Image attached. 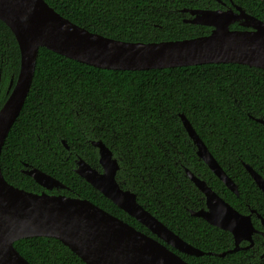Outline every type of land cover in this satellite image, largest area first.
<instances>
[{
	"label": "trees",
	"instance_id": "trees-1",
	"mask_svg": "<svg viewBox=\"0 0 264 264\" xmlns=\"http://www.w3.org/2000/svg\"><path fill=\"white\" fill-rule=\"evenodd\" d=\"M70 21L125 41H161L209 33L210 26L183 21L180 9L216 8V0H45ZM229 3V0H223ZM264 21V0H233ZM238 28L239 26H230ZM20 51L0 20V107L15 81ZM179 113H184L218 164L236 183L229 190L196 154ZM264 68L238 63H205L148 70L90 66L40 47L23 107L0 154L4 178L14 186L43 188L23 172L37 167L64 183L53 190L87 198L136 229L157 238L75 172L80 156L99 168L101 139L118 159L117 181L137 201L188 243L205 252L232 248L231 234L192 216L203 206L201 192L184 167L203 178L241 213L264 217V194L248 174L249 164L264 178ZM63 141L68 148L64 146ZM253 224L260 228L259 219ZM250 250L224 256L177 251L189 264H264L261 237ZM31 264H85L55 238L34 236L14 242Z\"/></svg>",
	"mask_w": 264,
	"mask_h": 264
},
{
	"label": "water",
	"instance_id": "water-1",
	"mask_svg": "<svg viewBox=\"0 0 264 264\" xmlns=\"http://www.w3.org/2000/svg\"><path fill=\"white\" fill-rule=\"evenodd\" d=\"M236 9H187L193 16L187 22L211 26L209 33L143 42L92 32L62 16L45 0H0V20L13 32L20 51L17 77L15 81L10 80L8 96L0 107V154L27 97L40 47L109 70H148L205 63H238L264 68V21L240 6ZM235 21L243 28H230ZM179 117L199 159L229 190L238 194L237 185L218 164L184 113H179ZM257 120L264 122L260 118ZM91 143L97 148L100 170L78 156L75 172L157 238L87 198L50 192L68 187L37 167L25 164L23 172L43 188L40 192L9 183L0 166V264H31L19 253L14 242L34 236L59 240L85 264H189L168 246L194 256L204 253L224 256L238 250L242 240L252 244L256 229L251 214L237 211L205 180L185 167L186 175L205 197V207L190 209V214L230 232L234 246L214 253L188 243L140 204L135 192L119 184L116 178L119 162L110 147L101 139ZM244 167L264 193L261 174L247 163ZM262 222L264 224L263 219Z\"/></svg>",
	"mask_w": 264,
	"mask_h": 264
},
{
	"label": "flooded vegetation",
	"instance_id": "flooded-vegetation-1",
	"mask_svg": "<svg viewBox=\"0 0 264 264\" xmlns=\"http://www.w3.org/2000/svg\"><path fill=\"white\" fill-rule=\"evenodd\" d=\"M216 1H218L221 5L220 6H218V7H216V8H206V9H226V8H232L233 10H237L236 9V7L237 6H240V7H242L241 5H239L238 3H236V2H234L233 0H229V3H226V2H224L223 0H216ZM243 8V7H242ZM187 9H200V8H186V7H184V8H182V9H180V14L183 16V21H185V22H187V19H189V18H193V16L187 11ZM244 9V8H243ZM188 23H190V22H188ZM191 24H194V23H191ZM195 25H200V24H195ZM235 25H237V26H239L238 28H236V29H242L243 27L241 26V25H239V22L238 21H235L233 24H231L230 26H235ZM204 26H207V25H204ZM210 28H211V26H210ZM231 28V27H230ZM211 30V29H210ZM188 135V134H187ZM189 137V136H188ZM190 138V137H189ZM94 140H97V139H94ZM91 142H92V140H91ZM92 144V143H91ZM195 146V145H194ZM95 147V146H94ZM195 150H196V148H195ZM115 157V156H114ZM185 168V167H184ZM99 170H100V166H99V168H98ZM118 171V170H117ZM247 171V170H246ZM249 174V173H248ZM250 175V174H249ZM197 176V175H196ZM188 177V176H187ZM199 177V176H198ZM200 179H203V178H201V177H199ZM231 178V177H230ZM252 178V177H251ZM232 179V178H231ZM203 180H205V179H203ZM191 181V180H190ZM206 181V180H205ZM254 181V180H253ZM192 182V181H191ZM193 183V182H192ZM235 183V182H234ZM194 184V183H193ZM208 184V183H207ZM236 184V183H235ZM209 185V184H208ZM225 185V184H224ZM210 186V185H209ZM226 186V185H225ZM196 187V186H195ZM227 187V186H226ZM197 188V187H196ZM212 188V187H211ZM228 188V187H227ZM198 189V188H197ZM199 190V189H198ZM215 190V189H214ZM237 190H238V188H237ZM200 191V190H199ZM216 191V190H215ZM201 192V191H200ZM217 192V191H216ZM262 192V191H261ZM218 193V192H217ZM234 193V192H233ZM263 193V192H262ZM201 194H202V198H203V202H204V204H203V206H201L200 208H204L205 207V197H204V195H203V193L201 192ZM219 194V193H218ZM264 194V193H263ZM236 195H238V194H236ZM222 197V196H221ZM223 198V197H222ZM224 199V198H223ZM225 200V199H224ZM226 201V200H225ZM200 208H198V209H200ZM193 210H196V209H193ZM189 213H190V209H189ZM241 213V212H240ZM251 214V221H252V224H253V216L254 217H256V218H258L259 219V223H260V228H256L255 226H254V224H253V226H254V228L256 229V231H254L253 232V234H252V244L251 245H249L250 244V242L248 241V240H242V241H240V243H239V249L238 250H250V249H252L253 247H254V244H255V240H254V238H256V236H255V234H258L260 237H261V254H260V257H261V259L264 257V224H263V222H262V219L264 220V217L259 213V212H257L255 209H250L249 210V212L248 213H242V214ZM191 215V214H190ZM193 216V215H192ZM214 226V225H213ZM216 227V226H215ZM219 228V227H218ZM230 233V232H229ZM231 234V233H230ZM231 236H232V234H231ZM232 239H233V236H232ZM249 245V246H248ZM233 246H234V241H233ZM232 246V247H233ZM248 246V247H247ZM231 249V248H230ZM229 250V249H228ZM238 250H235V251H238ZM226 251V250H225ZM232 252H234V251H232ZM228 253V252H227ZM230 253V252H229Z\"/></svg>",
	"mask_w": 264,
	"mask_h": 264
}]
</instances>
